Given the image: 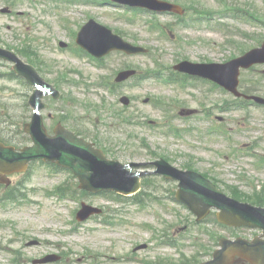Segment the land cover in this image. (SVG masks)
Wrapping results in <instances>:
<instances>
[{
  "label": "rangeland",
  "instance_id": "374dc122",
  "mask_svg": "<svg viewBox=\"0 0 264 264\" xmlns=\"http://www.w3.org/2000/svg\"><path fill=\"white\" fill-rule=\"evenodd\" d=\"M7 1L0 0V8ZM164 1L177 4L183 9L181 16L184 20L183 25L177 23L178 18L164 14L152 20L143 16L132 18L130 15L123 14L120 8L102 7L99 11L91 10L97 21L106 25L114 33L120 34L130 43L146 48L149 53L147 56L133 57L112 53L105 61L106 69L96 68L88 59L76 60L70 53L61 52L57 46L58 41L69 43L70 48L73 47V40L70 41L69 38L75 22H68L63 27L58 24L60 21L56 19L54 21L51 16L48 18L44 15L35 21H27L23 19V16L14 19L0 13V43L15 46L16 49L21 50L39 69L42 79L56 87L62 99L66 102L71 100V105H78V110L75 111L77 113H73L74 117L75 119L82 117L85 122L84 129H88L84 130L78 126L76 127L78 131L89 132L91 127L86 122L95 121L97 128L101 129L97 131L98 142L104 143L103 140H108L114 146L115 154L111 157H115L122 163L164 159L178 169H193L211 178L228 196L264 204V167L257 166L258 157L264 159V108L251 107L246 111L220 113L218 109L221 105L226 102L233 103L232 95H225L223 91L203 84H197L195 90L194 88L178 89L162 84L160 80L162 78L155 79L154 82L129 84L118 90L115 95H110L111 93L102 88L95 89L96 83L103 81L106 77H113L114 73L126 68L137 69L143 74L145 72L166 74L168 69L182 60L195 64H221L235 54L240 56V51L253 48L258 45L257 41L264 39L262 25L264 0ZM21 3L22 0L20 5ZM235 9L253 14L260 21L245 25L228 19L222 21L218 19L227 16L222 14L223 12ZM21 10L32 16L36 14V12L28 11L26 4L22 5ZM205 18L219 23L213 21L215 23L195 24L193 22V20ZM126 19H132L133 22L129 23ZM79 20L81 21L82 18L80 17ZM150 21H154L161 28L169 29L170 36L166 33L169 39L161 35L160 30H151L148 27ZM242 34L246 35V38H243ZM263 69L264 66H254L248 71H242L239 77V91L264 98V78L261 74ZM0 72H9V66L1 64ZM25 94L29 95V91L21 88L18 83L0 81V117L13 115L15 118L24 114ZM123 95L131 101L128 109L120 113L124 119L127 118L126 115L130 117L132 115L140 118V123L153 121L169 124L173 129H177H174L176 135L168 133L166 127L161 132H156L144 125L143 127L139 125L140 127H132L129 130L135 135V139L127 140L122 134L114 133L112 127L103 126L106 124L107 116H97L98 119H96L93 107H100L103 101L105 105L116 103L118 106H113V111L122 112L123 107L119 105L118 99ZM146 97L155 100L157 107L150 103L144 104L143 100ZM44 102L51 107H57L50 103L49 98L44 99ZM56 104L62 105V103ZM179 110H196L200 115L188 121H180L177 117ZM211 110L213 118H208L213 119L212 121H216V117L221 119L227 138L209 133L211 121L203 115ZM28 112L31 114L30 109ZM52 113L49 109L42 112L44 126L49 133L54 125L53 120L48 119L47 116L53 115ZM57 116L59 117L58 114ZM68 126L72 128V124L69 123ZM191 127L194 129L193 132ZM200 130L201 134H199ZM97 132L94 134L96 135ZM29 170V175L13 177L14 181L21 185L25 184V188L21 190L25 199L19 200L22 203L18 206L0 207V246L9 245L15 234L12 231L16 230L22 234L27 232L26 236H33L40 240L60 242L66 245V250L75 259L86 255L84 249L93 254L104 253L103 255L107 257L125 259L129 255L131 246L147 243L152 238L159 237L162 235V230L166 232L165 236L178 231L186 225L185 220L189 219L187 212L170 200H166L168 193L166 189L173 185L162 184L155 180L162 187L157 193L158 197L162 198L160 205L140 210L132 205L117 206L101 198L89 197L84 200L85 203L97 208L104 207L106 214L111 211L110 218H115L113 220H119L122 223L113 228L104 229L94 222H87L82 225V228H78L81 226H74L71 223L75 221L74 217L79 210V204L73 201H59L53 196L45 195V191L49 192L57 186L61 178L46 175L50 172L36 163L31 165ZM1 193H3L2 190H0ZM209 216H215V214L210 213ZM190 220L193 218L190 217ZM5 221L7 223H4ZM149 225L155 230L151 231ZM73 227L78 228L77 232H71ZM203 228L210 231L215 240L219 235L234 237L243 234L244 237H248L252 233L240 231L231 236V233H224L213 225ZM190 231L192 233L195 229L191 228ZM202 231L198 229L196 236L192 237L196 238L198 245L190 241L192 238L179 240L180 255L199 260L212 250L213 247L208 246H211L214 241H210L208 237L201 234ZM42 232H47L48 235L40 236ZM15 247L19 248L18 245ZM34 249L29 251L38 254ZM0 252V261L8 263L6 253ZM151 253L149 249H145L139 252L137 257L149 256ZM154 255L176 263L184 259L169 249L155 250ZM156 258H152V261Z\"/></svg>",
  "mask_w": 264,
  "mask_h": 264
},
{
  "label": "water",
  "instance_id": "95a60500",
  "mask_svg": "<svg viewBox=\"0 0 264 264\" xmlns=\"http://www.w3.org/2000/svg\"><path fill=\"white\" fill-rule=\"evenodd\" d=\"M111 1L164 12H180L178 7L157 0ZM80 36L81 40L83 39L85 42L82 43V46L96 56H102L113 49L123 50L128 54L142 51L123 43L108 30L91 24V22L82 29ZM0 58L15 62L16 74L35 87L29 101L34 110L32 121L25 128L33 141V146L24 148L21 153H16L12 149L0 145V173L10 174L22 171L29 161L35 159H58L59 163L73 170L74 175L81 183L80 188L88 192L98 193L102 190H112L127 195L135 193L139 189V179L147 173H131L128 168L146 167L147 164L120 165L118 162L107 161L100 151L92 148L91 144L85 143L82 139L76 138L62 129L57 130L56 136L53 138L46 136L38 112L44 107L40 99L44 94H50L52 89L38 78L34 70L22 64L12 54L0 51ZM256 63H264V43L260 49L225 65L200 67L183 63L178 69L209 78L239 96L236 92L239 68H248ZM215 68L220 71L211 72L208 70ZM131 74L123 73L120 75V79L123 80ZM252 99L264 104V101L258 98ZM122 102L127 104L124 99ZM151 166L157 168L155 174H162L165 178L179 181L176 199L185 204L198 219L204 217L210 208H216L221 211L218 217L221 222L231 226L244 225L258 228L263 231L264 236V209L254 208L225 197L210 182L192 171L176 170L162 160L151 164ZM94 212L96 211L84 207L78 218L84 220ZM220 246L221 250L214 254V259L203 264H232L235 256L245 259L250 264H264V240L256 239L251 243L241 239L235 242L221 240Z\"/></svg>",
  "mask_w": 264,
  "mask_h": 264
},
{
  "label": "flooded vegetation",
  "instance_id": "af4514ba",
  "mask_svg": "<svg viewBox=\"0 0 264 264\" xmlns=\"http://www.w3.org/2000/svg\"><path fill=\"white\" fill-rule=\"evenodd\" d=\"M35 67V66H34ZM36 68V67H35ZM20 243L23 245L22 248H20L18 251H13L10 258L8 259V263L6 264H37L38 260H42L43 258H46L50 255L47 251H44L43 253H31L29 251L30 248H28V241L25 239V237H19ZM33 242V241H30ZM42 243L38 241V244L34 247L41 246ZM58 260L56 263L54 262H48L45 264H70L69 259L65 258V255L62 253H59ZM239 264V263H237Z\"/></svg>",
  "mask_w": 264,
  "mask_h": 264
},
{
  "label": "trees",
  "instance_id": "16d2710c",
  "mask_svg": "<svg viewBox=\"0 0 264 264\" xmlns=\"http://www.w3.org/2000/svg\"><path fill=\"white\" fill-rule=\"evenodd\" d=\"M12 126V128H16V125L14 124V123H11V125H9V127H11ZM5 129H8V127L7 126H0V141H2V142H5V143H7L8 141V138H9V136L10 135H8V131L6 132V134H5V131H3V130H5ZM5 135H7V137L5 136ZM21 142L22 141H25L26 140V137H24V136H21V138L19 139ZM74 192L76 193V191H68V190H66V191H61V194H66V193H68V195L69 196H71V197H73L75 194H74ZM83 194V193H82ZM84 195V194H83ZM143 193H140L139 195H137L136 197H137V199H135L133 202L136 204V203H139V204H141V200H139V198H140V196H142L143 197ZM118 198L119 199H122L121 197H119L118 196Z\"/></svg>",
  "mask_w": 264,
  "mask_h": 264
}]
</instances>
